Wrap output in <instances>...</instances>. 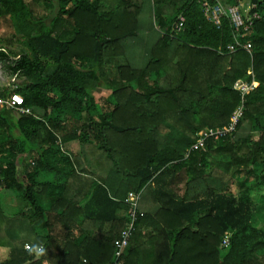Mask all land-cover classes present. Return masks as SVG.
Here are the masks:
<instances>
[{
  "label": "trees",
  "instance_id": "16d2710c",
  "mask_svg": "<svg viewBox=\"0 0 264 264\" xmlns=\"http://www.w3.org/2000/svg\"><path fill=\"white\" fill-rule=\"evenodd\" d=\"M55 1L56 14L38 15L28 0H0V19L30 49L11 57L0 47V61L10 76L24 77L13 89L1 87L0 97L20 93L31 110H0V187L21 195L29 207L8 214L0 201V247L9 250L0 264L40 261L25 249L24 237L31 234L34 217L45 211L56 212L68 229L66 264L83 263V258L90 262L91 246L100 240L104 262L113 264L114 241L128 217L110 219L113 232L105 237L93 233L79 239L65 223L82 211L79 199L68 197L71 172L60 168L78 162L62 152L71 141L81 145L83 160L105 183L96 186L94 196L105 195L128 209V193L141 194L138 206L144 215L121 264H264V224H257L262 206L251 194L252 185L264 186V0H257L260 18L242 39L252 43L251 52L230 51L235 33L228 18L218 27L198 0ZM180 13L185 27L171 32ZM69 23L72 32L63 34ZM113 63H118L119 80H112L110 94L98 100L94 91ZM238 79H255L259 85L244 96L236 129L208 138L204 148L186 158L199 130L229 124L242 103L234 88ZM34 144H43V150ZM34 151L35 164L19 168L17 153L31 156ZM209 152L223 157L211 165ZM179 167L195 174L190 188L177 204L158 206L165 194L162 176ZM106 176L114 183L106 182ZM46 193L58 194L48 208L40 198ZM147 223L153 230L143 236ZM226 231L231 237L224 247Z\"/></svg>",
  "mask_w": 264,
  "mask_h": 264
},
{
  "label": "crops",
  "instance_id": "0c3cea01",
  "mask_svg": "<svg viewBox=\"0 0 264 264\" xmlns=\"http://www.w3.org/2000/svg\"><path fill=\"white\" fill-rule=\"evenodd\" d=\"M43 144H34V147L38 148L40 151L43 150ZM62 152L65 155L70 156L71 159L74 157L77 159L71 166H63L60 165L61 169H66L67 172H71L70 176V188L68 191V197L71 200L79 199L80 206L82 207V211L80 214H74L72 217L66 218L65 223H70V229H74L76 231L75 235L82 239L88 235H92L93 233L102 235H108L113 232L112 222H109L110 219H121L127 217V210L125 206L119 207L109 200L105 195H95L94 192L96 186L104 185L103 179L96 178L93 172V166H89L86 164L85 160H83V149H81V145L77 141H71L62 145ZM38 153L36 151L30 156L27 153H17L15 160L19 168H23L25 165L29 166L30 164H35L34 157L37 156ZM221 154L212 155V152L207 154V159L210 161L211 165H215L217 160L214 158L220 159ZM223 157V156H222ZM195 160V158H194ZM100 161V160H99ZM193 161V160H192ZM84 164V166H83ZM99 169L98 172H102ZM221 173L226 176H230V172L225 171V169H220ZM47 178H53L52 173L46 174ZM192 178H195V174L193 172H189L185 167H179L177 169H172L169 172L162 176L159 185L163 188V193H165L161 199H159L158 206H167V205H175L178 200L182 198L183 194L187 189L190 188L191 184L188 185V181ZM106 182H113L112 179L106 176ZM100 190H98L99 192ZM43 203L47 206L51 205L58 198L57 193H46V196H40ZM29 210V207L26 206L24 209L19 210L16 214L20 212H25ZM8 214H15L9 210H5ZM178 216V215H176ZM83 221V233L80 234V230L78 227ZM170 221V220H169ZM152 225L146 224L142 227V235L145 236L146 232L152 231ZM18 233H21L20 229H23L22 225H18L15 227ZM67 228L59 221V215L50 211L49 213L43 212L42 215H38L34 217L33 222L31 223V234H26L24 237L25 240V249L26 244L30 243L32 245V249L37 255L35 260L40 258V261L35 264H66V257L63 255V251L67 242L66 234ZM110 232V233H109ZM27 233L26 229L22 230L23 234ZM42 237L45 238V242L38 244V240ZM102 240L95 241V244L91 247L94 250L93 254L88 258L90 262H88L85 258H83V263L79 262L78 264H106L104 262L105 255H103L105 247L101 248ZM39 245L43 246V254H38ZM143 249L142 247L138 248ZM28 250V249H27ZM1 258L5 259L9 250L7 248L0 249ZM142 251L140 256L142 255ZM34 259L32 261H35ZM69 264V263H68ZM126 264H130L127 262Z\"/></svg>",
  "mask_w": 264,
  "mask_h": 264
},
{
  "label": "built area",
  "instance_id": "2783aa9c",
  "mask_svg": "<svg viewBox=\"0 0 264 264\" xmlns=\"http://www.w3.org/2000/svg\"><path fill=\"white\" fill-rule=\"evenodd\" d=\"M198 2L208 20L218 27L222 25V21L225 17L228 18L235 33L234 43L227 45V48L230 49V51H236L239 48H243L249 52L252 51V43L250 41H243L242 39L245 38L247 32L253 27L255 21L260 18V13L257 10V0H234V2H230L229 0H198ZM245 6L247 7L245 8ZM185 21V15L180 13L171 25V32L182 31L185 27ZM220 50H222V47ZM258 85L259 82L255 79L251 82L244 79H238L234 84V88L241 93L242 103L232 114L229 124L224 127H205L199 130L196 134V142L187 149L185 157L189 158L193 151L204 148L205 142L208 138H218L219 136H225L234 131L239 119L243 116L244 96ZM2 108H13L20 113L31 112L30 108L24 106L23 95L17 92L5 97H0V110ZM140 196V192L130 191L126 197V202L129 205L127 210L128 219L120 236L114 241L115 259L113 264H121V257L131 241L136 229V224L139 218L144 215L138 206ZM230 237L231 232L226 231L222 239V245L224 247H227L230 244ZM42 247L43 246L41 245L39 249ZM26 248L32 249V245L27 243Z\"/></svg>",
  "mask_w": 264,
  "mask_h": 264
},
{
  "label": "rangeland",
  "instance_id": "374dc122",
  "mask_svg": "<svg viewBox=\"0 0 264 264\" xmlns=\"http://www.w3.org/2000/svg\"><path fill=\"white\" fill-rule=\"evenodd\" d=\"M30 2L31 7L33 8L34 12L38 15H46V14H56L57 13V2L54 0L52 4H47L43 0H28ZM247 6H245L246 8ZM71 24H67L65 28V32L63 34L69 35L72 32ZM59 32H61V28L59 27ZM13 29L8 23L7 20L0 19V47L5 50L11 57H18L20 54L30 53V49L26 44V40L23 36L17 35L12 36ZM118 63H113L109 68H106V74L108 78H106L100 85V87L94 91L96 98H104L108 96L111 92V84L119 80V76L117 74V67ZM54 67L51 65L49 67V71L52 70ZM24 79L22 74L17 76H13L12 79L4 86L8 87L9 89L15 88L19 85L22 80ZM3 86V87H4ZM252 196L254 200H258V203L261 204L262 216L260 220L257 222L258 225L264 224V186H258V184L252 185ZM237 186L235 185L233 190L234 192L238 193ZM0 201L5 210H9L12 213H16L19 210L24 209L27 206V202L22 198L21 195L13 192L11 190H6L3 187H0ZM40 247V246H39ZM38 247V249H39ZM43 248V247H42ZM1 249V247H0ZM0 253V258H1Z\"/></svg>",
  "mask_w": 264,
  "mask_h": 264
},
{
  "label": "flooded vegetation",
  "instance_id": "af4514ba",
  "mask_svg": "<svg viewBox=\"0 0 264 264\" xmlns=\"http://www.w3.org/2000/svg\"><path fill=\"white\" fill-rule=\"evenodd\" d=\"M0 65L2 67L3 70V74L0 76V88L4 86L3 80H4V76L5 75H10L9 72L4 68V65L2 63V61H0Z\"/></svg>",
  "mask_w": 264,
  "mask_h": 264
},
{
  "label": "water",
  "instance_id": "95a60500",
  "mask_svg": "<svg viewBox=\"0 0 264 264\" xmlns=\"http://www.w3.org/2000/svg\"><path fill=\"white\" fill-rule=\"evenodd\" d=\"M3 74V70H2V67L0 65V76ZM13 76H10V75H5L4 76V80H3V83L4 85H6L11 79H12Z\"/></svg>",
  "mask_w": 264,
  "mask_h": 264
},
{
  "label": "clouds",
  "instance_id": "9594fccd",
  "mask_svg": "<svg viewBox=\"0 0 264 264\" xmlns=\"http://www.w3.org/2000/svg\"><path fill=\"white\" fill-rule=\"evenodd\" d=\"M43 249L42 248H40L39 250H38V254H43Z\"/></svg>",
  "mask_w": 264,
  "mask_h": 264
}]
</instances>
